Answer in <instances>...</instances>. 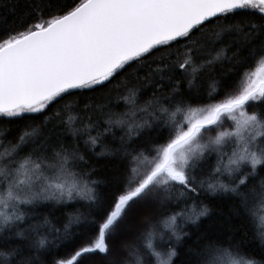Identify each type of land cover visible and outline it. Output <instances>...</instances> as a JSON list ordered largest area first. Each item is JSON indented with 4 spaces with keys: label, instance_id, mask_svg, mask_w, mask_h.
I'll use <instances>...</instances> for the list:
<instances>
[{
    "label": "snow or ice",
    "instance_id": "obj_1",
    "mask_svg": "<svg viewBox=\"0 0 264 264\" xmlns=\"http://www.w3.org/2000/svg\"><path fill=\"white\" fill-rule=\"evenodd\" d=\"M0 264H264V0H0Z\"/></svg>",
    "mask_w": 264,
    "mask_h": 264
},
{
    "label": "trees",
    "instance_id": "obj_2",
    "mask_svg": "<svg viewBox=\"0 0 264 264\" xmlns=\"http://www.w3.org/2000/svg\"><path fill=\"white\" fill-rule=\"evenodd\" d=\"M212 212H211V218H203L204 220V227H209L210 225L214 224L216 222V219L220 216L221 213L226 214L227 208L222 203H216L214 205H211Z\"/></svg>",
    "mask_w": 264,
    "mask_h": 264
}]
</instances>
